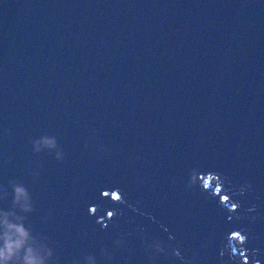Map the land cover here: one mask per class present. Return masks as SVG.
<instances>
[{"label": "water", "instance_id": "95a60500", "mask_svg": "<svg viewBox=\"0 0 264 264\" xmlns=\"http://www.w3.org/2000/svg\"><path fill=\"white\" fill-rule=\"evenodd\" d=\"M0 253L264 264V0H0Z\"/></svg>", "mask_w": 264, "mask_h": 264}, {"label": "clouds", "instance_id": "9594fccd", "mask_svg": "<svg viewBox=\"0 0 264 264\" xmlns=\"http://www.w3.org/2000/svg\"><path fill=\"white\" fill-rule=\"evenodd\" d=\"M215 180H216V178H214V183H215ZM235 250V249H234ZM237 251L235 250V253H236ZM2 253H0V257H2Z\"/></svg>", "mask_w": 264, "mask_h": 264}]
</instances>
